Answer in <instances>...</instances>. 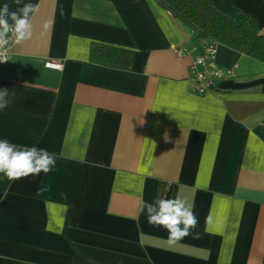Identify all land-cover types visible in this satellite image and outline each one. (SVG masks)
Masks as SVG:
<instances>
[{
	"label": "crops",
	"instance_id": "obj_1",
	"mask_svg": "<svg viewBox=\"0 0 264 264\" xmlns=\"http://www.w3.org/2000/svg\"><path fill=\"white\" fill-rule=\"evenodd\" d=\"M6 3L40 10L0 66V139L58 159L38 176L0 174V264H264V64L223 48L235 78L198 96L202 47L155 0ZM211 3L264 37L261 0ZM93 44L132 52V69L91 63ZM178 194L201 238L170 247L145 205Z\"/></svg>",
	"mask_w": 264,
	"mask_h": 264
},
{
	"label": "clouds",
	"instance_id": "obj_2",
	"mask_svg": "<svg viewBox=\"0 0 264 264\" xmlns=\"http://www.w3.org/2000/svg\"><path fill=\"white\" fill-rule=\"evenodd\" d=\"M15 3L19 5L21 0H15ZM39 10V4L31 3L24 4L16 11H10V5L7 3L0 8V63L9 59L5 54L10 43L9 33L17 45L32 38V21ZM49 26L50 22L46 23L45 27ZM8 96L7 89L0 90V110L9 106ZM140 123L143 124L144 121H140ZM167 138V134H165V139L167 140ZM57 159L55 153H49L46 149L20 148L7 139H0V174L6 176L10 181L28 176H38L41 172L49 173L55 167ZM145 208L148 214V223L163 227L168 231L167 242L170 247H175L189 235H193L194 239L201 238L199 233H193V229L197 228L199 224L198 217L194 212V202H190L178 194L173 199L157 198L152 203H147Z\"/></svg>",
	"mask_w": 264,
	"mask_h": 264
},
{
	"label": "trees",
	"instance_id": "obj_3",
	"mask_svg": "<svg viewBox=\"0 0 264 264\" xmlns=\"http://www.w3.org/2000/svg\"><path fill=\"white\" fill-rule=\"evenodd\" d=\"M158 6L189 29L202 48L215 43L254 62L264 64V37L255 20L241 13L233 21L218 13L211 0H155ZM264 2V0H261ZM133 53L93 44L89 61L108 69L130 71Z\"/></svg>",
	"mask_w": 264,
	"mask_h": 264
},
{
	"label": "built area",
	"instance_id": "obj_4",
	"mask_svg": "<svg viewBox=\"0 0 264 264\" xmlns=\"http://www.w3.org/2000/svg\"><path fill=\"white\" fill-rule=\"evenodd\" d=\"M10 43L5 50V54L9 57L8 61L0 63L5 66L11 60L13 49L16 45L13 37H9ZM223 47L212 43L202 48L190 66V90L193 94L204 96L206 94L215 93L217 87L222 82H227L235 78V69L225 70L221 67V55ZM180 58H184V52H178ZM60 68V67H58Z\"/></svg>",
	"mask_w": 264,
	"mask_h": 264
}]
</instances>
